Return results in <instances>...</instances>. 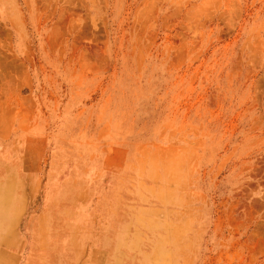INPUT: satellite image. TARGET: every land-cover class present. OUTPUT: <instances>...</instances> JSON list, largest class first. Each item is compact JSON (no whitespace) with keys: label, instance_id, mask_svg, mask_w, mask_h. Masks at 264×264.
Returning <instances> with one entry per match:
<instances>
[{"label":"rangeland","instance_id":"1","mask_svg":"<svg viewBox=\"0 0 264 264\" xmlns=\"http://www.w3.org/2000/svg\"><path fill=\"white\" fill-rule=\"evenodd\" d=\"M0 153V264H264V0H0Z\"/></svg>","mask_w":264,"mask_h":264},{"label":"bare ground","instance_id":"2","mask_svg":"<svg viewBox=\"0 0 264 264\" xmlns=\"http://www.w3.org/2000/svg\"><path fill=\"white\" fill-rule=\"evenodd\" d=\"M8 153V152H7ZM1 154V153H0ZM10 156V152L6 155V158H7V160L6 161H8L9 160V157ZM7 203H8V201L7 200H3V201H0V207H1V210L5 207V206H7ZM2 218H4L3 216H2Z\"/></svg>","mask_w":264,"mask_h":264}]
</instances>
